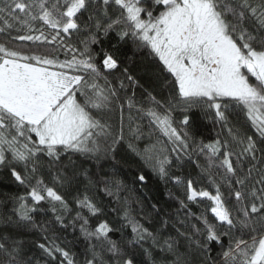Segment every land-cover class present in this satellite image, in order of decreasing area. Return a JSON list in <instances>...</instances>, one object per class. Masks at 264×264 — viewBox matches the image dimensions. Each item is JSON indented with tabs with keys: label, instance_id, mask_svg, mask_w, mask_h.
<instances>
[{
	"label": "snow or ice",
	"instance_id": "snow-or-ice-1",
	"mask_svg": "<svg viewBox=\"0 0 264 264\" xmlns=\"http://www.w3.org/2000/svg\"><path fill=\"white\" fill-rule=\"evenodd\" d=\"M144 169L175 213L133 200ZM5 181L0 264H264V0H0Z\"/></svg>",
	"mask_w": 264,
	"mask_h": 264
},
{
	"label": "trees",
	"instance_id": "trees-1",
	"mask_svg": "<svg viewBox=\"0 0 264 264\" xmlns=\"http://www.w3.org/2000/svg\"><path fill=\"white\" fill-rule=\"evenodd\" d=\"M23 46L29 47L28 44H25ZM128 55H131L130 51L128 52ZM137 60H139V57H137ZM200 130L203 132V135L205 137L215 136V132L212 130L210 124L207 127H205L204 123H200ZM199 163L204 164L206 162L203 160V158H201ZM119 167L121 169V173L118 178L125 179L126 182L130 184L133 178V173L135 172L136 168L139 167V165L136 163H132L131 161L126 163L122 160L120 162ZM105 170L111 171V169L107 165H105ZM144 171L148 177L147 183L144 185H139V184L137 185V188L140 189V192L132 194L133 200L135 199L136 195L142 194L144 197L147 198L149 203L156 204L158 208L161 210L160 217H157V220L164 218L166 214L175 213L178 205L175 199L173 198V196L177 194L179 191H181V189H179L177 186L173 185L172 183L165 184L163 181H161L155 175H153L151 171L148 169H144ZM173 171L177 175H182L184 177L191 176L194 179H198L200 181L197 184L198 188L205 187L209 191L214 190L212 185L208 183L206 179H200L199 169L193 163H186L182 169H173ZM15 190H16V186L9 185L7 181H5L3 185H0V192H10ZM170 193L172 195H170ZM89 194L93 195L96 198L97 202L100 203V205L104 209L103 215L92 218L91 220L92 225L95 226L97 221L100 219H107L113 225V227H115L116 229H120L124 223V221L122 220L123 212L120 211L122 205L116 203L114 200H109L102 193H97L94 189ZM190 208L193 212H199L203 209V205H198L193 203L190 205ZM71 231L72 229L68 230L69 233H71ZM127 231H128L127 228L124 229V232L117 231L113 233V237L116 239H120L127 233ZM168 231H171V229L169 228ZM78 235L79 234L77 233V236ZM66 239L69 242V246H71L72 244H76L77 249H82L84 247L83 242H77L76 238L70 234L67 235ZM136 254L139 257L138 250Z\"/></svg>",
	"mask_w": 264,
	"mask_h": 264
}]
</instances>
